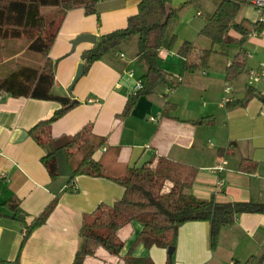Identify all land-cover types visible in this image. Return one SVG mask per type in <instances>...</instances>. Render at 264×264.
<instances>
[{
  "label": "crops",
  "instance_id": "obj_1",
  "mask_svg": "<svg viewBox=\"0 0 264 264\" xmlns=\"http://www.w3.org/2000/svg\"><path fill=\"white\" fill-rule=\"evenodd\" d=\"M141 1L97 0L93 13L81 6L65 16L49 54L56 63L53 91L78 101L54 124L53 134L74 135L92 124L97 136L107 138L95 157L109 176L122 177L131 169L136 175H143L146 162L165 156L198 168L195 182L187 192L199 199L264 203V76L252 85L259 97L243 105L250 86L248 70L259 69L264 62V29L248 38V69L231 82L227 80V71L232 57L215 54L207 69L186 76L184 60L177 54L179 46L172 51L163 49L160 64L168 73L183 77L181 85L171 94L166 89L156 96H142L127 117L119 115L146 71V64L137 54V36L122 45L121 50L94 63L76 84L74 97L69 94L68 87L83 63V52L94 45L85 42L74 49L72 41L83 34L99 39L126 27ZM202 1L180 0L172 5L183 8L186 3ZM250 13L238 20L248 18L256 22L258 10ZM202 15L198 11L195 16ZM206 23L207 20L202 26ZM17 55L13 52L0 63V76L12 69L7 64ZM37 59L39 67L44 60ZM133 65L139 66L141 75L136 77ZM130 71H134L131 77ZM227 85L232 87L234 102L224 107L221 102ZM166 102L176 108L166 111ZM61 107L56 101L0 94V260L19 258L20 264H73L84 242V224L94 222L93 213L101 203L114 206L125 196L126 188L106 177L81 174L75 179L77 191L73 192L67 190L68 175L51 177L42 162L46 151L31 137L30 130ZM222 158H227L228 164L224 171L215 172L212 168ZM244 161L251 170H241ZM221 179L225 185L219 192L217 185ZM55 198L58 204L47 222L22 245L26 227L13 218L10 206L3 204L15 199L27 224H31ZM143 228L140 221L113 228L105 246L88 257L85 264H123L130 254L151 258L153 264H236L264 247V214L260 213L242 214L233 226L222 229L217 248H212L208 221L184 223L172 258L168 248L136 243Z\"/></svg>",
  "mask_w": 264,
  "mask_h": 264
},
{
  "label": "trees",
  "instance_id": "obj_2",
  "mask_svg": "<svg viewBox=\"0 0 264 264\" xmlns=\"http://www.w3.org/2000/svg\"><path fill=\"white\" fill-rule=\"evenodd\" d=\"M97 0H0V63L6 58L7 42L25 40L27 51L39 54L43 63L39 67L18 64L5 75L0 76V94L9 93L15 97H30L59 102L62 107L54 115L40 121L31 130V137L46 153L42 162L52 178L68 175V191H74L77 176L88 174L112 179L126 188L125 196L114 206L101 203L94 211L97 214L91 225L82 227L83 245L75 255L73 264H85L88 257L105 246L113 228L133 221H140L144 228L136 243L147 247L169 248L175 245L180 227L190 221H208L211 226V245L217 248L222 229L233 226L237 218L245 213L264 214V203L255 201L219 202L214 197L199 199L187 192L193 186L198 168L165 156H155L142 166L143 175H136L131 169L127 175L113 177L105 174L95 154L105 145L107 138L99 137L92 124L85 125L74 135L55 136L54 124L73 109L77 102L67 95L54 93L56 81L55 61L49 56L58 36L61 23L67 13L77 7L86 12L96 11ZM174 0H142L138 12L129 17L126 27L116 29L99 37L98 41L82 54L85 74L91 66L106 55L124 45L130 38L138 37V57L146 64V71L140 77L143 88L134 90L127 99L120 117L131 114L142 96H156L166 89H176L183 77L168 73L160 64L161 51L172 50L177 41L174 32L180 8L173 7ZM249 5L247 0H219L216 9L207 17V23L200 35L212 42V48H198L192 41L184 40L177 49L183 58L184 75L207 69L215 54L230 57L233 45L239 52L228 67L227 80L234 81L246 73L248 54L245 50L248 38L254 30L264 29V23L248 18L238 20L242 8ZM217 47V49L215 48ZM259 94L249 86L243 105ZM165 110L176 108L166 102ZM244 161L241 170H251ZM58 204V198L51 201L31 224L19 203L9 200L3 205L10 206L13 218L26 227L22 245L32 232L44 225ZM0 264H20L0 260ZM123 264H153L151 258H139L130 254ZM236 264H264V247L245 262Z\"/></svg>",
  "mask_w": 264,
  "mask_h": 264
},
{
  "label": "rangeland",
  "instance_id": "obj_3",
  "mask_svg": "<svg viewBox=\"0 0 264 264\" xmlns=\"http://www.w3.org/2000/svg\"><path fill=\"white\" fill-rule=\"evenodd\" d=\"M178 1L180 0H174L173 3L176 4L178 3ZM218 2L219 0H203L202 4L195 2L192 4L186 3L184 4L183 8L182 7L180 8L179 18L176 21L174 27V32L177 34V41L174 48L179 46L184 40L192 41L193 43L196 44L198 48H212V42L208 38L200 35V30L203 27L202 24L205 23V21L207 20V17H209L212 11L216 9ZM254 9L255 8L252 5L244 6L238 18H242L243 16L246 15H251L250 11ZM198 11L203 12V15L201 17L195 16ZM132 38H130V40ZM26 44L27 43L25 42V40H16V41L7 42L6 44L7 50L2 51V54H4L5 58L7 57L8 59L13 52L18 53V55L13 60L8 62L7 64L8 67L16 68L18 64L36 66V61L38 60L37 58L41 56L39 54H33L27 51ZM215 48L217 49V47ZM119 50H121L120 47L116 48L111 53H116ZM239 50L240 49L238 46L233 45L231 48L230 57L234 58L235 55L239 52ZM125 51L128 57L132 58V54H129L130 51L128 49H125ZM133 68L136 73V77L142 74V70H140L139 66L133 65ZM171 93L172 92L169 91L167 94H171ZM94 216L96 217L97 214H95Z\"/></svg>",
  "mask_w": 264,
  "mask_h": 264
},
{
  "label": "built area",
  "instance_id": "obj_4",
  "mask_svg": "<svg viewBox=\"0 0 264 264\" xmlns=\"http://www.w3.org/2000/svg\"><path fill=\"white\" fill-rule=\"evenodd\" d=\"M247 2L249 3V5H252L259 12V17L256 22L264 23V0H247ZM257 34H258V30H254L251 35L253 36ZM121 56L125 57V54H122ZM128 74L131 77L134 75V71H130L128 72ZM248 76H249L250 86L254 85L256 82H260L264 76V62L261 63L259 69L248 70ZM141 88H143V85H142L141 80H139L134 90L141 89ZM169 91L172 92L174 91V89H169ZM233 102H234V98L232 97V87L230 85H227V87L225 88V95L222 99L221 104L222 106L225 107V106L231 105ZM151 120H155V118L151 117ZM227 164H228L227 158H222L220 162L217 165H215L212 169L215 172H221L225 170ZM224 185H225V180L221 179L217 185L219 192H222ZM73 190L77 191V186L75 183L73 185ZM232 264H235V263H232Z\"/></svg>",
  "mask_w": 264,
  "mask_h": 264
},
{
  "label": "water",
  "instance_id": "obj_5",
  "mask_svg": "<svg viewBox=\"0 0 264 264\" xmlns=\"http://www.w3.org/2000/svg\"><path fill=\"white\" fill-rule=\"evenodd\" d=\"M97 41H98V37L96 35L83 34V35L76 37L72 41V43H73L74 49H76V47L81 43L89 42V43L95 44ZM84 74H85V64L80 63L78 66L77 73H76L72 83L68 87V92L72 97H74V88H75L76 84L84 76ZM77 101L78 100L74 99V102H77ZM174 250H175V246H170L168 248V253H169L170 258H172Z\"/></svg>",
  "mask_w": 264,
  "mask_h": 264
}]
</instances>
